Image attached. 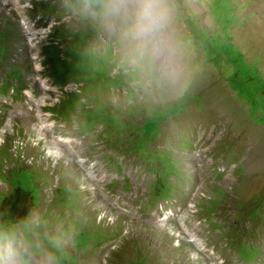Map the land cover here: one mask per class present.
Listing matches in <instances>:
<instances>
[{
	"label": "rangeland",
	"instance_id": "374dc122",
	"mask_svg": "<svg viewBox=\"0 0 264 264\" xmlns=\"http://www.w3.org/2000/svg\"><path fill=\"white\" fill-rule=\"evenodd\" d=\"M33 1L0 0V201L32 205L26 223L0 218V248L29 246L30 264H264V0H168L167 78L129 70L87 0H52L49 18ZM49 43L69 60L61 84Z\"/></svg>",
	"mask_w": 264,
	"mask_h": 264
},
{
	"label": "clouds",
	"instance_id": "9594fccd",
	"mask_svg": "<svg viewBox=\"0 0 264 264\" xmlns=\"http://www.w3.org/2000/svg\"><path fill=\"white\" fill-rule=\"evenodd\" d=\"M78 11L104 21L132 72L159 73L161 78L175 72L179 46L172 31L174 9L168 0H87ZM0 264H30L29 246L9 239L0 248ZM44 264H55V257L45 253Z\"/></svg>",
	"mask_w": 264,
	"mask_h": 264
},
{
	"label": "trees",
	"instance_id": "16d2710c",
	"mask_svg": "<svg viewBox=\"0 0 264 264\" xmlns=\"http://www.w3.org/2000/svg\"><path fill=\"white\" fill-rule=\"evenodd\" d=\"M52 3V0H49L48 2L46 1H40V2H34V10H31L30 13H34V15H44V16H48L51 17L53 15H55V13H57L58 11H56L54 13V9H49L50 4ZM51 10V11H48ZM59 26H55L53 29V33L56 30V28ZM59 30H63L62 28L59 27ZM52 33V34H53ZM52 36V35H51ZM50 36V37H51ZM71 36H68L67 38H65L63 41L70 39ZM62 41V42H63ZM60 42V41H59ZM73 43H75V41L73 40ZM49 46L44 49V54H45V61H44V66L47 69V75L51 76L53 81L56 83L61 84V80L64 81V79H60L63 78L59 76L60 74L57 73V71H60V64H67L69 62V60H64V58L62 57V54L60 52V43L55 44V43H49ZM56 46L55 51L53 49H49L50 46ZM74 44H70L71 48L73 47ZM70 48V50H71ZM5 53V52H4ZM65 54V56H67L66 53L63 52V55ZM3 60V57L2 59ZM56 77L58 78L56 80ZM259 78L263 79V76L261 74V72H259ZM65 100V99H64ZM63 102V101H62ZM57 117V116H55ZM157 189V193H162V198L161 199H165L171 196V192L173 189H169L165 186H159ZM20 203H22L21 200H17L16 203L14 201H12L11 199H9L8 197H5L3 200L0 201V218H9V225L12 224H19V223H26L28 218L30 217V215L32 213H30V209L32 207V205H30L29 202H26L24 205L25 207H19ZM210 212V210H208ZM25 213V215H24ZM29 213V215H27ZM212 213V212H211ZM27 215V218H25L24 216ZM240 250L243 253V257L246 260H251L253 259V257H256L257 255H259L258 250L256 247H248L246 245H240ZM139 259V258H137ZM136 259V260H137ZM145 259H143L142 264H144Z\"/></svg>",
	"mask_w": 264,
	"mask_h": 264
},
{
	"label": "built area",
	"instance_id": "2783aa9c",
	"mask_svg": "<svg viewBox=\"0 0 264 264\" xmlns=\"http://www.w3.org/2000/svg\"><path fill=\"white\" fill-rule=\"evenodd\" d=\"M24 145H21L20 143L17 144V149H19L20 147H23Z\"/></svg>",
	"mask_w": 264,
	"mask_h": 264
}]
</instances>
